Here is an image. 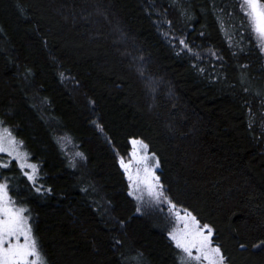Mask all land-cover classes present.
<instances>
[{
	"label": "trees",
	"instance_id": "obj_1",
	"mask_svg": "<svg viewBox=\"0 0 264 264\" xmlns=\"http://www.w3.org/2000/svg\"><path fill=\"white\" fill-rule=\"evenodd\" d=\"M241 3L0 0V127L36 165L0 154V183L47 264H179L129 195L131 139L227 264H264V52Z\"/></svg>",
	"mask_w": 264,
	"mask_h": 264
},
{
	"label": "snow or ice",
	"instance_id": "obj_2",
	"mask_svg": "<svg viewBox=\"0 0 264 264\" xmlns=\"http://www.w3.org/2000/svg\"><path fill=\"white\" fill-rule=\"evenodd\" d=\"M241 8L251 31L260 41L261 52H264V0H242ZM249 126L251 127V122ZM16 143L8 129L0 130V152H7L10 156L15 152V158L20 160L21 154L16 150ZM129 143L132 146L129 153L131 159L128 162H125L123 158L120 160V166L130 181L129 187L141 193L146 190L148 196L156 200L164 198L159 177L153 170L159 164L157 162L156 165H150V158L147 155L148 145L137 139H131ZM141 152L144 154L141 155ZM133 165L136 167L135 175L132 172ZM20 167L31 168L32 174L25 173V175L35 182L36 165H25L21 162ZM132 194L133 192L129 193V195ZM137 199H143V196H138ZM169 204L175 209L174 204L170 201ZM139 210L138 208L137 211ZM25 211L23 208L14 206V201L9 196V185L0 183V264H47ZM176 223L182 226L169 232V238L178 250L179 264H193V262L195 264H225L221 247L214 245L213 229L208 224L201 225L187 210H184V215L176 213ZM116 243L119 244L120 241ZM261 246H264V241L259 245H253V247ZM241 247L243 248L244 245Z\"/></svg>",
	"mask_w": 264,
	"mask_h": 264
},
{
	"label": "rangeland",
	"instance_id": "obj_3",
	"mask_svg": "<svg viewBox=\"0 0 264 264\" xmlns=\"http://www.w3.org/2000/svg\"><path fill=\"white\" fill-rule=\"evenodd\" d=\"M2 129L3 128L0 127V130H2ZM137 140H140V139H137ZM144 144H146V143H144ZM15 147H16V150L21 154V159L20 160H17L15 158V156H16L15 152L11 156L8 155L7 152H0V154L1 155H7L10 158L15 159L19 164L21 162H23L25 165L31 164V162L28 161L27 154L25 153L24 149L22 148V146L18 142L16 143ZM131 150H132V146L130 145V149H129L128 154L126 156H124V157H120V156L118 157L119 166H120L121 158H123L125 160V162H128L131 159V157L129 156V153L131 152ZM140 154L143 155L144 153L141 152ZM153 154L154 153L150 152L149 149H147V155L150 158V161H149L150 165H156L157 162H158L157 156L154 154V158H153ZM158 164H159V162H158ZM120 168H121V166H120ZM24 169L28 173L32 172L31 168L25 167ZM121 170L124 173V176H125V179H126V182H127V185H128L129 193L133 192V194L130 195V196H131V198L134 200V202L136 204V212H137L138 215H146L149 218H151L152 221L157 226H160V227L165 229L168 237H169V232L173 231L178 226H182V224L181 225H177V223H176V213L179 212L181 215H184V210L185 209H183L181 207H177V206L175 207V209H173L170 206V204H169L170 200L167 197V195L165 194V191H164L163 187H162V190H163L164 198H161L159 200L153 199V198L148 196L146 190L143 193H141V192L134 191L133 188H130L129 187L130 181L128 180V176L125 173L123 168H121ZM153 170L155 172V175L157 177H159L158 176L159 166L155 167ZM135 171H136V167H135V165H133V168H132L133 175H135ZM1 182L3 183V181H1ZM159 184L161 185L160 181H159ZM141 195L143 196V199H137V197L141 196ZM171 204H173V203L171 202ZM138 208L140 209L139 211H137ZM201 225H203V224H201ZM173 245H174V243H173ZM214 245H216V244L214 243ZM193 264H195V262H193ZM225 264H227V263L225 262Z\"/></svg>",
	"mask_w": 264,
	"mask_h": 264
}]
</instances>
